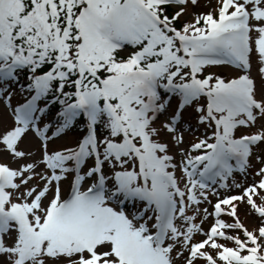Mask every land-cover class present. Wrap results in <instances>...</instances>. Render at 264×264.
Segmentation results:
<instances>
[{
    "label": "snow or ice",
    "instance_id": "snow-or-ice-1",
    "mask_svg": "<svg viewBox=\"0 0 264 264\" xmlns=\"http://www.w3.org/2000/svg\"><path fill=\"white\" fill-rule=\"evenodd\" d=\"M199 2L0 0V97L12 117L0 145L24 160L32 153L19 146L31 134L41 153L15 169L0 164V264H264V167L258 182L235 185L240 195L219 200L214 213L204 209L215 223L193 243L202 229L187 209L207 200L217 178L227 187L235 171L247 174L264 146V79L258 85L251 76L253 53L264 65V0H219L218 15L196 12L177 27ZM221 65L243 74L201 78ZM17 90L24 102L12 107ZM173 95L177 109L155 127ZM190 106L212 135L191 146L201 154H184L182 190L160 137L183 143L178 125ZM78 126L74 146L50 150ZM241 211L258 221L254 230ZM226 230H242L244 239Z\"/></svg>",
    "mask_w": 264,
    "mask_h": 264
},
{
    "label": "rangeland",
    "instance_id": "rangeland-1",
    "mask_svg": "<svg viewBox=\"0 0 264 264\" xmlns=\"http://www.w3.org/2000/svg\"><path fill=\"white\" fill-rule=\"evenodd\" d=\"M218 5H219V0H201L199 2V7L196 9L191 8V12L189 13L188 16L193 17L194 13L196 12H200V13H204V12H212L214 15L217 14L218 11ZM253 67L251 69V76L254 77V79L256 80L257 84L259 85L261 80L264 79V76H262V74L259 73V68L260 67H264V65H261L259 62V59L257 57V55L255 53H253ZM215 69L217 70H224L227 71V73L229 74L230 77L232 78H236L237 76L243 74V72L241 70H237L232 66L229 65H221V66H215L214 68H211L210 70ZM11 100L13 101V94H12V98ZM12 107H16L17 104H15L14 102H11ZM175 111L171 110L167 112L165 111L163 114H161L159 116L158 119H165L166 122L169 121L171 115L174 113ZM185 117L182 118L180 124L178 125V131L180 134L183 135L184 140L183 143L180 144L178 147L174 145L172 138H171V134H168V137H170V139H166L164 140V142L167 141V143H169V152L175 157V160L177 162H179V170L177 171V175L179 177L180 183L185 186L186 183V178L183 176V172H182V164L181 162L185 159V155L184 154H190V150L191 149V138L193 135H200L199 139H205L208 136L212 135V129L208 128L206 125H202L199 123L198 128H196V130H194V126L192 125V123L188 120V117L192 116L191 114H189V112L185 113ZM197 121V119H196ZM260 123H264V122H260ZM260 123L257 124L256 127L253 128H249V129H240L238 130V132L240 134H252L256 131L259 130L260 128ZM12 125V117H11V109L7 107V100L3 97H0V132H3L5 129L11 127ZM198 132V133H197ZM197 133V134H195ZM163 140V139H162ZM70 135L66 134L65 136H63L62 138H57L55 140V142H50L49 144V148L50 150L54 149L55 147H62L64 145H68L71 144L72 142H70ZM20 149L26 151V152H30L32 153V156L24 159V160H17L15 158H13V156L4 149L3 145H0V164H5L8 165L9 167L12 168H17L22 166L23 164L27 163V162H38L40 159V141L34 137L33 135L29 134L28 137L24 140V142L22 144H20ZM199 152V151H198ZM201 154V152H199ZM251 167L249 168L247 174H242L239 171H235V174L233 176V178L235 177V182H233L232 177L230 179H228V185L229 188L226 189H221V187H218L217 185H211L210 189H206L205 194L207 195V200H204L203 197H200L202 203L200 205H191L187 211H188V215H194L196 216V220L194 221L195 223H197L198 225L201 226L202 231L200 233H197L194 235L193 238V243L196 242H200L204 239H206L205 235L203 233L209 231V229L211 228V226L215 223V215H207L204 212V209H207V213H214V205L221 199L233 196V195H240L243 191V187H247L249 185H251L254 182H258L260 180V177L256 175V172L261 168L264 167V146H261L260 148H255L254 149V154L251 157ZM70 181H64L62 182V190L65 196H67V194L69 193V189H70ZM243 181V182H242ZM36 181L33 180L32 184H35ZM92 183V181L90 183H86L84 185V188L86 189L87 186H89ZM242 184L243 187L241 188H237L234 185L236 184ZM197 195L199 196V192H197ZM243 208V205L241 206ZM199 209V211H196V209ZM243 212V211H241ZM240 214V218L243 221V223L245 224V226L249 229V230H254L257 226L258 221L252 217V216H244L242 213ZM222 219V216H221ZM223 219H226L223 217ZM178 224H181L183 226V222L182 221H177ZM228 233L230 232L229 230H227ZM239 233V238L243 239V235L237 231ZM231 234V233H229ZM219 243L221 244H225L228 247H235V245L233 244V242L226 241V240H218ZM213 255H215V252L212 253ZM185 256L188 255V253L185 251L184 253ZM176 264H185V261L183 258H180L176 261ZM195 264H205V261L202 259H198Z\"/></svg>",
    "mask_w": 264,
    "mask_h": 264
},
{
    "label": "trees",
    "instance_id": "trees-1",
    "mask_svg": "<svg viewBox=\"0 0 264 264\" xmlns=\"http://www.w3.org/2000/svg\"><path fill=\"white\" fill-rule=\"evenodd\" d=\"M201 1V0H200ZM191 6H189L188 7V9H187V13L185 14V16H183V17H181V19H180V21H179V23L177 24V27H179L180 25H182V24H184V23H186V22H194L193 21V17H190V16H188L189 15V13L191 12ZM177 10H179L178 8H172V7H169L168 9H167V12H168V14H172V13H174L175 11H177ZM219 10V9H218ZM218 15V14H217ZM129 51H131V49H129ZM209 68L210 67H208V68H206L205 70H204V72L201 74V78H203L204 76H207V75H209V74H211V72H212V74L211 75H214V76H221V77H223L224 79H227L228 78V74L226 73V71H222V70H215V69H213L211 72L209 71ZM209 72V73H208ZM21 75V83H25L26 82V80H25V77H26V75H27V73H21L20 74ZM161 91L163 92L164 90L163 89H161ZM14 93V100L15 101H17V102H21V101H24V96L26 95V94H24V95H22V94H20V92L17 90V91H15V92H13ZM175 100H179V98L178 97H176V96H173V97H171V101H170V104H169V106H168V110L170 111L171 109H175V106H173L172 105V103H174V101ZM203 102V101H202ZM41 106L43 107V103L41 104ZM53 110H55V109H53ZM186 112H189V114H191L192 116H190V117H188V120L192 123V125L193 126H195V127H198L199 126V122H198V113H196L195 111H194V107L193 106H190V107H187L186 108V110H185ZM196 119H197V121H196ZM164 123H166V120L165 119H158L156 122H155V127H157V128H160L161 127V125L162 124H164ZM67 134H69L70 135V142H72L71 144H68V145H64V146H62V147H55L54 149H60V148H63V147H68V146H71V145H74V144H76L77 143V141H78V139L80 138V136L82 135V133H81V131H80V126H78L77 128H75V129H73V130H69L68 131V133ZM197 138H198V135L196 136V135H194L192 138H191V141L193 142V141H195V140H197ZM160 139L162 140H166V139H170V137H168V134L167 133H162V135H161V137H160ZM246 216V215H245ZM242 235H243V233L241 232V231H239ZM231 241H229V243H230Z\"/></svg>",
    "mask_w": 264,
    "mask_h": 264
}]
</instances>
